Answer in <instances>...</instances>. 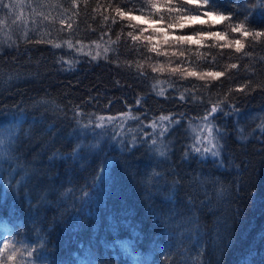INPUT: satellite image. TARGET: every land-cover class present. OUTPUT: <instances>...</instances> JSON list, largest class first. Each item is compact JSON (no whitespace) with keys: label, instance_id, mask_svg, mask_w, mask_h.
I'll return each instance as SVG.
<instances>
[{"label":"trees","instance_id":"16d2710c","mask_svg":"<svg viewBox=\"0 0 264 264\" xmlns=\"http://www.w3.org/2000/svg\"><path fill=\"white\" fill-rule=\"evenodd\" d=\"M117 8L172 20L147 0L0 3V261L264 264V36L233 31H264V0H211L194 14L226 20L174 31L226 35L171 58ZM170 60L201 75L152 71ZM205 117L219 157L195 151Z\"/></svg>","mask_w":264,"mask_h":264},{"label":"snow or ice","instance_id":"6c2138e0","mask_svg":"<svg viewBox=\"0 0 264 264\" xmlns=\"http://www.w3.org/2000/svg\"><path fill=\"white\" fill-rule=\"evenodd\" d=\"M0 3H3V0H0ZM147 3L151 6V10L155 12H160L163 9H167L169 14L172 16V20L167 23L166 27H161V23L163 21V17H161L160 21H157L153 18L151 14L148 15H136L133 11L125 10L122 8L116 9L117 16L124 17L129 21H132V27H140V31L136 34L133 32H128V36L131 37L133 41H142L145 42L146 45L150 46V50L152 52L158 53L160 55L166 57H183L184 53L179 50V45L182 44H194V45H201L205 36L214 37L220 39L222 36L226 34H222L217 31H195L193 34H177L174 29H186L190 26L189 22L203 20L205 24L209 21L204 19V17H213L216 16V20L213 23H219L222 20H226L227 17L223 15H218L213 11H203L201 15L198 17L194 13L198 12L200 9H207L210 5L211 0H147ZM188 6H192L189 8ZM7 7L12 8L13 5L9 4ZM141 25H144L141 27ZM151 30V34H145ZM233 31L241 32L243 31V35L245 37L252 36V35H259L264 36V31H260L258 33H252L244 30V25L241 24L239 27L234 28ZM237 46V50L243 48V44L239 40L234 42ZM69 46H71V42H69ZM59 47V45H56ZM235 67V65H233ZM152 71L154 72H163L169 71L172 74H181L186 76H198L201 75L196 71H188L184 69L180 64H176L172 66L171 60L169 64H158L152 66ZM204 75L213 76V77H220L223 76V72H211L205 73ZM203 78V76H201ZM163 93H161L162 95ZM219 111H223V109H219ZM218 112V108L214 105L209 110V115L215 114ZM225 116L228 113H224ZM215 117L213 116V119ZM162 120H167V117H161ZM207 119V117H205ZM213 129L208 127L209 135L205 137L207 139L210 148L205 149L204 151L210 152L213 157L220 156V148L219 140L223 138L224 133L220 129H216L217 137L212 136ZM155 143V141L153 142ZM195 151L199 153L201 151L200 148H196ZM161 155H164V152L161 151ZM187 155V153L185 154ZM222 163V162H221ZM9 260L15 259V254L8 257ZM0 264H3V261H0Z\"/></svg>","mask_w":264,"mask_h":264},{"label":"rangeland","instance_id":"374dc122","mask_svg":"<svg viewBox=\"0 0 264 264\" xmlns=\"http://www.w3.org/2000/svg\"><path fill=\"white\" fill-rule=\"evenodd\" d=\"M213 17L216 18V16H213ZM51 18H53V17L51 16ZM35 20H34V24L35 25H39V18L36 17ZM19 24L23 26V29L20 31L19 34L16 35V38L22 40L23 38L26 37V31H25V29L27 28V26H25V25L30 24L29 21H28L27 16L25 18V16L23 17V15H22V19L20 18ZM30 26H31V24H30ZM35 27L36 26L32 25V28H35ZM6 39H7V36H6ZM208 127H211L213 129L212 136L213 137H216V135H217L216 133L217 132H216V129H215V124H214V122L210 118H208L206 121H198L197 124L193 125L191 131L194 130L193 133L196 134V135L193 134L194 137H195V149L196 148H200L201 151L199 153H201L203 155H210V156H212L210 152L204 151L205 149L211 147L209 145L207 139H205V137H207L209 135V133H208ZM2 148H3V146H2V143L0 141V151H1Z\"/></svg>","mask_w":264,"mask_h":264},{"label":"bare ground","instance_id":"6f19581e","mask_svg":"<svg viewBox=\"0 0 264 264\" xmlns=\"http://www.w3.org/2000/svg\"><path fill=\"white\" fill-rule=\"evenodd\" d=\"M4 151V149L2 148L1 151H0V154L2 155V152Z\"/></svg>","mask_w":264,"mask_h":264}]
</instances>
